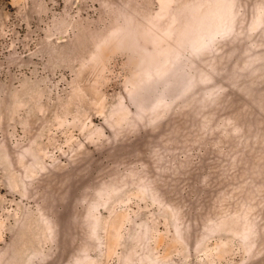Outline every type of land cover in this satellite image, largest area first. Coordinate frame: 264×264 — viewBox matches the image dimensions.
Masks as SVG:
<instances>
[{"label":"rangeland","instance_id":"rangeland-1","mask_svg":"<svg viewBox=\"0 0 264 264\" xmlns=\"http://www.w3.org/2000/svg\"><path fill=\"white\" fill-rule=\"evenodd\" d=\"M0 264H264V0H0Z\"/></svg>","mask_w":264,"mask_h":264}]
</instances>
